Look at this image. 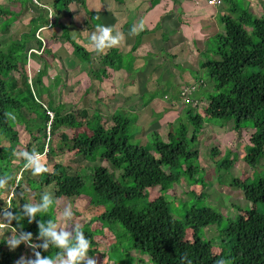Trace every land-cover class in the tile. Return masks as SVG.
<instances>
[{
	"label": "trees",
	"instance_id": "16d2710c",
	"mask_svg": "<svg viewBox=\"0 0 264 264\" xmlns=\"http://www.w3.org/2000/svg\"><path fill=\"white\" fill-rule=\"evenodd\" d=\"M15 1L25 5L23 4L25 0ZM37 1L38 3H35L31 0L36 6V13L31 18L29 30L20 38L6 43L5 49L0 47V136L9 142V145L0 144V175L5 177L0 195L14 188L15 196L8 206L9 210L17 214L23 213V204L27 203L25 200L27 193L22 188L24 176L17 181L21 167L25 169L23 167L25 158L20 165H14L20 145L16 121L22 116L26 123L24 110L30 114L34 113V116L42 111L43 125L38 128V132L45 142L39 144L36 149L28 145V151L44 153L49 160L51 156L57 154L51 137L56 136L62 127L77 131L85 125L87 131L72 136L67 133L62 134L61 146L70 152L75 151L77 156H82L91 162H96L100 156L101 160L108 162L114 170L121 171V174L116 179L104 166L89 168L90 173L85 177H91L92 182L87 188L84 176L79 173L71 175L64 165L56 163L53 170L47 169L42 173L40 184L27 179L32 190H39L44 185L52 184L55 198H74L87 194L91 199V206L103 207L104 211L96 217L97 221L114 233V228L120 224L128 235V250L147 256L150 264H215L219 257L226 258L228 264H264V168H261V163L264 161V1L257 0L262 14L255 15L249 3L243 0H223L225 13L220 15L221 26H218L221 30L207 40L208 45L199 55V67L206 73L208 79L204 76L199 77L197 87L190 92L195 96L193 97L195 101L204 99L208 104L204 105L201 113L188 108L186 118L177 117L175 122L171 121L167 139L157 130L152 131L150 133L152 140L147 145L132 142L131 127L136 119L129 117L125 112L120 111L121 109L115 111L112 115L113 125L107 127L98 111L90 114L87 109H79L65 113L67 104L57 102L59 96L56 91L55 94L50 92L51 98L46 103L40 88L46 86L44 79L48 76L49 63L45 62L43 70L39 71L36 77L35 87L37 89L39 86L38 91H35L31 78L24 72L20 74V79L12 76L22 68L21 63L14 60L16 56L27 54L31 49H37L38 52L45 50L50 54V49L46 48L50 36L45 32L49 28L56 27L54 23L60 20V12L65 11L67 16L73 15L69 7L71 4H78L85 9L88 14L85 25L88 29L96 30L97 25L104 24L99 16L86 6V0H62V2L55 0L52 5L55 17L49 15L47 4H42L41 0ZM160 1L152 0L150 8L157 6ZM174 2L176 4V0ZM12 14L18 13L0 4V20H3L0 23V30L4 34L11 31V26L17 18ZM158 30L163 31L161 39L168 41L169 32L164 23L160 22L153 30L145 29L136 35L130 53L112 50L99 55L98 65L101 64V68L98 71L93 69L90 73L95 81L103 83L105 80H113L115 72L123 69L129 72V75L139 72L137 71L139 68L135 67L136 60L133 61V54L141 47L145 36L153 35L154 38ZM59 34L72 45L75 58L93 67L95 61L92 53L95 52H90L88 48L77 43L66 25ZM163 52L162 49L161 53ZM153 56H155L153 53H149L143 60V64L146 61V65L141 67H144V73L150 69L153 71L158 66L163 67L162 64L153 63ZM26 63L27 59L24 58V64ZM170 77L173 78L174 75ZM58 83H55L56 88ZM207 85L212 87L211 92L206 89ZM168 86L173 87L172 81ZM45 91L48 92L49 89ZM156 93L158 91H155L151 98H155ZM148 100H142L143 104ZM210 118L232 122L236 132L254 130L250 137V145L245 147L244 161L254 169L252 175L255 176L244 177L243 180L234 179L232 186L240 188L245 199L255 206L247 210L242 208L241 211H246V215L238 213L235 219L229 220L227 228L223 231L227 239L217 243L221 249L219 254L213 252L216 244L213 237L218 235V232L208 237L211 240H206L203 230L206 229L207 232L214 229L210 228L211 226L220 224L223 221L222 213L210 207L187 208L184 204L185 207L183 206L181 211L185 216L181 218L176 216L173 205L166 195L184 178L205 185V177L201 175L199 166L200 151L194 147V142L202 133L206 120ZM32 126H35L34 123ZM30 127V124L26 126L38 142L40 137L35 135ZM217 154L218 151L213 149V155L218 156ZM236 159L235 153L228 151L225 158L216 165L219 170L231 169L236 164ZM156 191L159 192V196L153 199L150 195ZM191 194L192 192L189 196ZM257 205H262V209H258ZM54 209L55 201L48 210L37 213L35 220L30 222V218L24 215L21 221L13 219L12 225L3 228L4 235H0V264L15 263V255L6 249L9 245L3 238L10 236L16 229L19 230V223H23V231L33 234L36 244L42 245L45 242L49 244L48 249L39 247L36 251L46 258L55 257L59 249L48 237L40 235L39 227L40 220L45 223L49 219L56 221ZM81 229L91 241L89 255H95L98 252V245L94 241V231L86 226ZM188 231H192L191 240L187 238ZM115 236L117 242L111 248L114 252L117 251L120 241L116 234ZM116 256L122 263L124 261L130 263L134 258L131 253L128 255V260H125L123 255Z\"/></svg>",
	"mask_w": 264,
	"mask_h": 264
},
{
	"label": "rangeland",
	"instance_id": "374dc122",
	"mask_svg": "<svg viewBox=\"0 0 264 264\" xmlns=\"http://www.w3.org/2000/svg\"><path fill=\"white\" fill-rule=\"evenodd\" d=\"M89 1L90 0H86V6H88V8H90L88 5ZM151 1L152 0H149L150 6ZM243 1H245V3H249L250 9L255 15L262 14L260 3H258L257 0ZM259 1L262 2L264 0ZM41 2L42 4L48 5L46 7L49 9V15H51V17H55V12L53 9L54 6H52L55 0H41ZM19 3L15 0H0V4L18 13L16 15L12 14L17 18L13 22L11 26L12 29L9 33L4 34L0 30V47L2 46V49L7 47L6 43H10V41L20 38L23 33L29 30L31 18L34 13H36V6L31 3V0L23 1V4L25 5H20ZM139 3V1L134 0H124L123 2L118 0L116 5L119 6V10L121 12L126 13L127 6H136ZM145 4H147V1L144 2V5ZM59 6H61V4ZM69 7L71 9V13H74V15L71 14L72 16H67L66 14V17L62 14V12H60V20L55 21L54 23L56 27L49 28V30L45 32V34L47 33L50 36V40L47 39L48 42L46 43V48L50 49V54L46 53L45 50L38 52L37 49H31L27 52V54L23 53L16 56L14 59L15 61L21 63L22 68H20L19 72L12 74V76L16 79H20V74L24 72L25 75L31 78L30 81L33 82L32 85L34 86L35 91L39 90V86H37V89L35 87L38 72L43 70L45 62L50 64V68H48L47 73L48 76H46L44 79L46 88H40V93L43 95V99L46 103L51 98V96H49L50 92L52 91V93L54 92L53 94H55L56 91L57 95L59 96L57 97V102L67 104L65 113H70L79 109H87L90 114L98 111L103 116V122L107 125V127H111L113 125L112 115L117 109H121L120 111L125 112L129 117H135L136 122L131 127V133L133 134L132 142L140 145L149 144L152 140L150 133L156 130L163 138L167 139V135L170 130L169 123H171V121L175 122V118L177 117L186 118V112L188 108L193 109L195 112L201 113L204 105L208 104V102L204 99L195 101V99H193L195 96L190 93L193 92L194 88L197 87L199 77L204 76L205 79H208V77L206 73H204V71L199 67V54H194V57L188 61L189 63L186 62L190 58L189 53L184 52L186 48L183 50L182 48H170V51H167L168 49L166 48L162 56L160 55L162 50H160V53L158 52L160 55L158 62H160V64H162L161 66L163 67L161 68L158 66L154 68L153 71L150 69L149 73H152L151 75H139L137 78H135V75H138L144 71V67L137 69L139 72H133L130 79L126 80V93L129 94L130 91L137 87L136 91L131 95V97L125 99L126 95L124 94V97L119 99L116 95V90L119 88L116 81H112L111 79V82H106L107 84L98 83L90 74L91 70L94 69V71H98L102 65H98L99 58L98 54L96 53L97 50L91 41V35L93 32L88 33L87 31H81L83 22L84 20L86 21L88 14L86 13L85 9L78 4L73 3ZM81 8L83 9L82 11ZM213 9L214 12L218 13L219 15L225 13L224 5L222 7H214ZM80 11L81 14L85 13L86 15L77 16V13ZM63 12L65 13V11ZM131 13L133 14V11H131ZM127 17L128 15L126 18ZM220 17L221 16L218 18ZM1 21L3 20L1 19L0 23ZM201 24L202 26L197 30L202 28L204 29L205 24H203V22H201ZM65 25L69 28L70 34L74 39H76L77 43L88 48L90 52H95L92 53L94 55L93 61H95L93 63L94 68L90 65H86L85 61L75 58L72 45L64 37H61V34H59L62 33V27ZM217 25L221 26L219 21L218 24H215L217 28L216 30L218 31L219 28ZM212 27L213 26L209 28V40L214 36V33H212ZM158 35L160 36V34ZM131 37H134V35ZM188 41L191 40H187V42ZM132 42L133 41H130L131 44ZM197 45L199 48H201V50H204L208 45V42L199 41ZM155 46L157 47V42H155ZM112 48L113 46L100 50L101 54L108 53ZM117 49L120 52H126L130 50V47L125 44L119 46ZM172 52H175V54ZM169 53H171V55H169ZM38 54L42 55L40 56ZM24 58L27 59L26 64H24ZM144 65H146V61L144 62ZM178 66H181L182 68H179ZM130 72H132V69ZM128 74L129 72L125 76L127 77ZM56 75L59 77H55ZM171 75H174V77L171 78ZM189 75L191 78L187 80L186 76ZM178 77H181V82L178 81ZM60 79H62V82H60ZM171 81L173 87L168 86L171 84ZM57 82L59 83L56 88L55 83ZM118 82L120 85L122 84V89H124L125 86L124 83L121 82V78L118 79ZM193 82H195V84L192 85L191 83ZM207 82L208 81L206 80L205 83ZM46 89H49V91L46 92ZM206 89L208 92L209 90L211 92L212 87L207 85ZM155 91H158V93H156L157 96L155 98H151L153 94H155ZM163 93H165L164 96ZM195 95H197V93ZM142 100L148 101L143 104ZM23 114L27 119L26 123L23 121L22 116L21 118H17L19 121H16V130L18 131L20 140V145L18 146V151L16 152V162L14 164L16 166L20 165L22 162L24 157L21 155V153L28 151V145H31L32 149H36L39 144H43L45 142L42 138V135L40 137L38 132V128L42 127L43 125L42 111L41 113H38L39 115L37 114L35 116L34 113L30 114V112L26 110L23 111ZM157 114L160 115L157 116ZM51 117L53 118V114H51ZM32 123H34L35 126H32ZM29 124L31 125L30 130L35 135L40 137L38 142L36 141L34 135H31L29 130L26 128V126ZM233 126L234 125L232 122L227 123L222 119L210 118L206 120L202 133L194 142V147L200 151L199 166L201 168V175L203 174L205 177V185L204 183H193L187 178H184L179 184H176L174 188L166 194L167 198L173 205L176 216L178 217L182 218L185 216V213L181 211L184 204L187 205V208L192 206L210 207L222 213L223 221L220 224L211 226L210 228L214 229L208 230L207 232L206 229L203 230V235L205 233L204 237L206 240H211V238L208 237L214 236L218 232V235L213 237V241L216 242L213 248V252L215 254H219L221 251L220 246L217 245V243H221L222 240L227 239L223 231L227 228L229 220L235 219L238 216V213L246 215V211H241L242 208L243 210H247L253 209L252 206H255L252 202L245 199L240 188L232 186L234 179L243 180L244 177L251 176L254 178L255 176L252 175L254 169L244 161L245 147L250 145V137L254 133V130L246 129L242 130L241 132H236ZM84 130L87 131L85 125L83 128L77 131H74L69 127H62L57 132L56 136L51 137L57 154L51 156L49 160L42 154L41 159L46 168L51 171L53 170V166L58 163L64 165L71 175H76V173H79L85 177L88 175V173H90L89 168L102 165L107 167L117 179L121 174V171L114 170L108 162L101 160L100 156L97 158L96 162H91L82 156H77L75 151L70 152L61 146L62 134L67 133L68 135L72 136ZM88 133L90 134L89 131ZM0 144L9 145V142L0 136ZM190 148H193L192 144L190 145ZM213 149L218 151V156L213 155ZM228 151L235 153L237 156L236 164L231 169L219 170L216 163L222 161ZM261 168H264V161L261 163ZM202 169L204 171H202ZM42 173L33 174L31 169L25 170L21 167V170L17 176V181H20L22 176H24L22 188L27 193L25 200L27 203H42L43 196L45 194L50 195L55 201L54 213L58 223V230H68L74 235V231L77 229V226L80 228L85 226L90 227L95 233L94 241L98 245V252H96L94 255L97 259V264H150L149 258L147 256L136 251L131 252V250H128V235L124 232L120 224L116 226L117 229L114 228V233L97 221L96 217L100 216L104 211L103 207L91 206V199L87 194H83L80 197L74 198H55L54 186L52 184L49 186L44 185L39 190H32L31 185H29L27 182V179L34 180L40 184ZM90 179L91 177H85L87 188L91 186L92 181ZM190 192H192V194L189 196ZM14 196L15 192L12 189L5 191L2 195H0V207L5 205L8 207ZM150 196H152L154 199L156 196H159V192L156 191V193L154 192ZM69 205L72 206L73 215L71 217H64L63 212L68 208ZM262 207V205H257V208L260 210ZM0 216H2L1 213ZM98 230L101 232H97ZM4 232V229L0 228V235H4ZM115 234L120 240L117 245L118 249L116 252L111 250L113 244L117 242ZM187 238L188 240H191L192 231H188ZM37 248H39V245ZM6 249L15 255L16 260L14 264H17L21 257H28L30 259L35 258L33 246L26 243H21L15 249H12L10 246L6 247ZM130 253L134 257L130 260V263L126 261L122 263L116 256L123 255L125 260H128V255H130Z\"/></svg>",
	"mask_w": 264,
	"mask_h": 264
},
{
	"label": "crops",
	"instance_id": "0c3cea01",
	"mask_svg": "<svg viewBox=\"0 0 264 264\" xmlns=\"http://www.w3.org/2000/svg\"><path fill=\"white\" fill-rule=\"evenodd\" d=\"M119 1L123 2L124 0ZM134 1H139L140 3L136 6H127L126 13L119 10V6L116 5V2H118V0H90L88 2V5L90 6L89 9L92 10L93 13L97 14V16H99V18L104 22V24L114 26V32L118 31L123 33V39L117 45H114L113 48L110 49V51H118L117 48H119V46L127 44L130 47V50L126 52L123 51V53H130L135 43L136 35L144 31L145 29L153 30L160 22L164 23L165 28H167L169 32V40L165 42L161 39V34L163 33L162 30L156 31V35L154 38L153 35L145 36L143 44L133 54V61L136 60V68H141L144 65L143 60L148 56L149 53L157 55L155 57H152V61L157 65L160 64V62H158V58L163 54L159 51L162 49L166 50V48L168 49L167 51H170V48H182V50L186 48L184 52H188L190 56V58L186 61L188 62L192 59V57H194V54L197 53L200 55V52L203 51L198 47L197 43H199V41L207 42L209 38V28L211 26H213L212 33L214 34L221 30V28L218 27L219 29L217 31V28L215 26V24H218V17L220 15L214 12L213 7H209L207 5V0H176V4L174 0H161L160 3L153 8H149V0ZM146 1L147 4L144 5V2ZM82 10L83 9L81 8V11ZM81 11L77 13V16L86 15L85 13L81 14ZM131 11H133V14L131 13ZM62 14L66 16V13ZM127 15L128 17L126 18ZM85 22L86 21L84 20L81 31H87L88 33L94 32L95 30H90L86 27ZM201 22L205 24L204 29L202 28L200 30H197L202 26ZM133 25L136 26L135 33H132L130 31ZM158 34H160V36ZM132 35H134V37H131ZM187 40L191 41L187 42ZM130 41H133L132 44L130 43ZM155 42H157V47L155 46ZM158 52L160 53V55L158 54ZM172 53L175 54V52ZM97 54L99 56L101 54V51L98 50ZM169 55H171V53H169ZM147 74L151 75V73H149V70L146 73L142 72L140 75L148 76ZM125 75H127V72L124 70L117 72L115 73V76L112 80L116 81L119 87L118 90H116V95L119 99L123 98L124 94L126 95L125 99L131 97V94L136 91L135 88L134 90L130 91L129 94L126 93V80L130 79L131 75L128 74L127 77ZM119 78H121V82L124 83V89H122V84L120 85L118 82ZM189 78H191L190 75L186 76L187 80ZM178 81H182L181 77H178ZM106 82H111V80H105L103 83Z\"/></svg>",
	"mask_w": 264,
	"mask_h": 264
},
{
	"label": "clouds",
	"instance_id": "9594fccd",
	"mask_svg": "<svg viewBox=\"0 0 264 264\" xmlns=\"http://www.w3.org/2000/svg\"><path fill=\"white\" fill-rule=\"evenodd\" d=\"M207 5L209 7H222L209 5V0H207ZM135 33L136 26L133 25L131 30ZM123 39V33L115 31L114 26L99 24L96 30L91 35V41L97 50H103L106 47H111L117 45ZM21 155L25 158L26 162L23 164L25 169H31L33 174H39L47 171L45 164L42 162L40 152H30L24 151ZM45 156V154L43 153ZM102 166V165H100ZM107 168V167H106ZM5 177L0 175V188L4 187ZM14 191V188L12 189ZM54 204V200L48 194H45L42 198V203H24L23 213H14L9 210V207H5L3 215L0 216V224L12 225V220L17 221L22 220V216L27 215L30 218V222L35 220L37 213L46 211ZM73 215L72 206L69 205L68 208L63 212L64 217H71ZM57 221L53 219L44 221H39L40 235L48 237L54 245L59 249L55 257H44L39 251H36L38 245L34 242L33 234L28 231H23V223L18 224L19 230L12 232L10 236L4 237L6 243L12 248H17L21 243L30 244L33 246L35 252V258L30 259L28 257H21L17 264H97V259L94 255H89V249L91 246V241L89 237L85 235V232L77 226L75 236L68 230L57 228ZM0 227V228H5ZM39 247L45 249L49 248V244L45 242ZM215 264H228V260L224 257H219L216 259Z\"/></svg>",
	"mask_w": 264,
	"mask_h": 264
},
{
	"label": "built area",
	"instance_id": "2783aa9c",
	"mask_svg": "<svg viewBox=\"0 0 264 264\" xmlns=\"http://www.w3.org/2000/svg\"><path fill=\"white\" fill-rule=\"evenodd\" d=\"M34 2L38 3L37 0H34ZM221 4H222V0H209V5H211V6H219ZM5 207H7V206L2 207V209L0 210L1 215H3ZM6 225L7 224H0V227H5Z\"/></svg>",
	"mask_w": 264,
	"mask_h": 264
}]
</instances>
